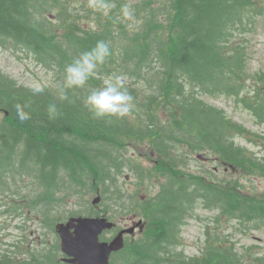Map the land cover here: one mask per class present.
Here are the masks:
<instances>
[{
	"label": "trees",
	"instance_id": "trees-1",
	"mask_svg": "<svg viewBox=\"0 0 264 264\" xmlns=\"http://www.w3.org/2000/svg\"><path fill=\"white\" fill-rule=\"evenodd\" d=\"M258 2L159 0L162 5L155 15L150 14L151 20L138 17L145 23L143 31L119 46L116 40L110 44L109 39L111 33H116L115 37L126 34L125 25H118L119 32H80L79 19L68 12L69 0H0V45L13 40L15 46L58 72H65L97 41L108 43L112 52L84 87L64 89L68 99H61L47 87L34 93L0 71V108L8 112L7 121L0 122V186L3 188L8 179L29 176L44 187L41 198L53 203L56 190L63 187L60 179L64 190L85 186L101 189L108 197L117 193L120 198L123 185L118 173L127 165L126 160L138 184L152 180L160 183L159 174L164 175L166 181L160 190L131 208L148 215L151 233L131 254L121 252L124 258L133 257L131 263L126 258V264H164L170 255L181 261L172 248L178 244L181 225L196 209L218 211L217 224L223 216L225 228L235 226L243 235L264 228V197L245 193L237 182L225 184L226 180L215 176L208 181L181 170L192 151L205 152L249 175L258 174V169L264 171V160L250 157L245 147L233 140L234 134L246 133L244 126L202 98L241 97L242 84L247 81V54L233 39L250 32L254 20L250 14H263ZM149 5L150 1L143 7ZM103 23L111 26L110 22ZM163 25L170 29V36L165 35L168 31H161ZM114 71H118L116 76L134 79L130 84L124 79V85L137 106L124 117L93 118L84 104L87 89L102 86V76ZM242 102L258 123L264 124V93L242 97ZM16 104L28 106L25 111L30 119L21 122L16 118ZM50 104L57 108L51 117ZM128 139L149 140L158 154V164L149 168L132 163L123 153ZM178 141L188 147L181 154L175 150ZM146 187L151 189L149 183ZM119 201L124 202L123 207L131 206ZM119 201L112 203L121 205ZM53 217L54 230L62 213ZM219 234L207 238L206 251L190 258L191 263L238 264L243 253L236 249L233 237L221 238ZM59 251V245L53 247V261ZM255 263L264 264V258H256ZM0 264L14 263L5 254Z\"/></svg>",
	"mask_w": 264,
	"mask_h": 264
},
{
	"label": "rangeland",
	"instance_id": "rangeland-1",
	"mask_svg": "<svg viewBox=\"0 0 264 264\" xmlns=\"http://www.w3.org/2000/svg\"><path fill=\"white\" fill-rule=\"evenodd\" d=\"M69 1L71 4L68 12L73 13L79 19L80 32L88 33L97 30L119 32L121 29L118 28V25H125L126 34L120 33L115 37L116 33H111L109 39L110 44H113L114 40H116L119 46L126 39L134 38L135 34L143 31L142 27L145 23L138 17L148 16V20H151L152 18H149L151 17L150 14L155 15L158 6L162 5V3L159 4V0H111L114 7L105 15L90 9L88 7V0ZM149 1V8H144L143 5ZM260 1L264 2V0ZM124 5H128L132 10V19H127L122 15L121 9ZM137 10L139 11L137 12ZM250 17L254 18L253 23L249 26L250 32L241 34L236 39H233L235 43H241L240 46L245 47L247 54V82L246 84H242L241 97H213L204 95L202 98L208 103L224 109L232 119L244 126L246 133L243 136L234 134L233 140L237 145L245 147L250 157L264 160V124L258 123L254 114L242 102V97L248 99L253 98L255 93H264V89L261 86L264 81V10L262 15L255 16L252 13ZM102 20L107 24L110 22L111 26L108 27ZM166 26L163 25L161 31H168L165 33L168 37L171 35V31ZM242 49L244 50V48ZM0 71L19 85L30 89H32L34 82H41L55 95H60V92L64 91V72H58L53 67L51 68V66L41 63L32 53L15 46L13 40L5 43V45H0ZM60 72L63 74H60ZM116 72L118 71H114L112 74H104L102 76L103 80L110 76H116L114 74ZM119 76L124 77L128 81V84L134 80L126 75ZM93 89H95L94 86L90 87L89 90L87 89V91L90 92ZM135 106L137 104L132 103V107ZM6 121L7 116L4 110L0 108V122ZM153 146L149 140L128 139L124 147L125 152L123 153L125 157L130 158L132 163L140 162L144 167L151 168L159 162L158 154L155 152ZM187 149L186 144L177 142L175 150L178 154L185 152ZM202 154L204 155V152L198 154L189 151L186 156L189 159L186 170L197 173L201 169H212L214 173L212 175L215 178L218 177L226 180V184L234 185L237 182L247 192L254 193L257 197H264V171L262 169H258L259 173L256 175H249L240 168L228 166L229 164L227 163L224 164L214 159L208 160L203 158ZM126 162L127 165L118 173L119 182L123 185V195L120 198L117 197V193L112 194L110 197L104 196L105 201L102 197V201L96 205L93 203V200L98 194H101V189L94 191L85 186H73V190L68 188L64 190V182L60 179V184L62 183L63 187L56 190V198L52 203L50 199L43 200L41 198L40 195L45 189L39 181L29 176L8 179L3 188L0 186V260L6 254L13 260V263L29 264L34 256L43 257L46 254H51L53 247L57 245L60 247L58 237L55 231L51 229L52 218H54L53 216L57 212L62 213L60 221H65L67 217L72 216V212L87 214L92 210L100 214L110 211L124 216L125 214L123 213L127 209L121 206L124 202L119 200H125V203L131 204V206H135L136 203L147 202L152 193L160 190L161 185L166 181L164 179L165 176L159 174L160 183L157 180H152L138 184V177L129 168L130 161L126 160ZM62 175L64 176V172ZM66 179L68 180L67 177ZM146 183L150 184L151 189L146 187ZM93 186L96 187L95 185ZM67 193H71V195ZM12 197H22L23 202L20 203L21 206H12ZM113 201H119L121 205L112 203ZM135 210L140 211L136 208ZM218 215V211L196 209L195 216L186 219L185 223L181 225L182 241L174 245L172 248L173 253H177L183 259L188 260L190 257L206 251V243L208 245L209 240L207 238H213L220 233L219 236L221 238L233 237L232 241L237 243L238 251L248 248V252L241 256L238 264H257L255 263V259L260 257L263 260L264 228L256 229L243 235L235 226H233L232 230L231 227L229 229L225 228V225H222L223 221H226L223 216L220 217L219 224H217L216 219ZM137 216L136 218H133L134 216L118 217L117 220L121 225L125 226L132 225L134 221H138L140 218L146 219L144 213ZM130 238H132V243L137 244L140 241H145L148 238V234L137 231L134 237ZM55 263L56 261H53V264ZM164 264L173 263L165 261Z\"/></svg>",
	"mask_w": 264,
	"mask_h": 264
},
{
	"label": "clouds",
	"instance_id": "clouds-1",
	"mask_svg": "<svg viewBox=\"0 0 264 264\" xmlns=\"http://www.w3.org/2000/svg\"><path fill=\"white\" fill-rule=\"evenodd\" d=\"M88 7L95 12L107 15L114 7L111 0H88ZM122 15L127 19L133 18V12L128 5L121 9ZM112 55L110 45L104 41H97L95 46L83 52L79 58L70 63L64 72L63 89L81 88L92 78L99 65ZM45 85L41 82H34L32 91L41 93ZM61 99H68L66 92L61 91ZM133 97L128 93L124 85V77L110 76L103 80L102 86L89 92L84 99V104L92 114L93 118L103 117H124L132 108ZM26 104H16V118L21 121L30 119L29 112L25 111ZM57 108L54 104L48 106L50 117L54 116Z\"/></svg>",
	"mask_w": 264,
	"mask_h": 264
},
{
	"label": "water",
	"instance_id": "water-1",
	"mask_svg": "<svg viewBox=\"0 0 264 264\" xmlns=\"http://www.w3.org/2000/svg\"><path fill=\"white\" fill-rule=\"evenodd\" d=\"M99 198L96 200L98 201ZM113 223L106 218H72L68 223L57 225V231L62 238V249L71 257L74 264H109L113 251L123 247L121 238L111 243L101 242L99 236ZM74 228V232L71 229Z\"/></svg>",
	"mask_w": 264,
	"mask_h": 264
}]
</instances>
